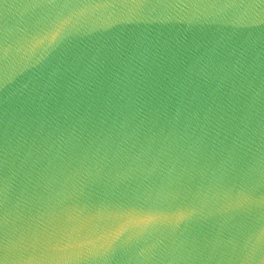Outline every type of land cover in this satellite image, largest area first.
Masks as SVG:
<instances>
[{
  "label": "water",
  "instance_id": "95a60500",
  "mask_svg": "<svg viewBox=\"0 0 264 264\" xmlns=\"http://www.w3.org/2000/svg\"><path fill=\"white\" fill-rule=\"evenodd\" d=\"M0 264H264V0H0Z\"/></svg>",
  "mask_w": 264,
  "mask_h": 264
}]
</instances>
